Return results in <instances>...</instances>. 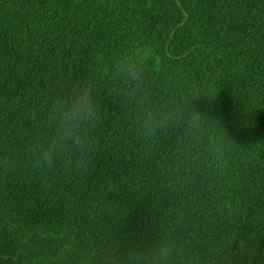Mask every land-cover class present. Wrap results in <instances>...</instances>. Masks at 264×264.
Returning <instances> with one entry per match:
<instances>
[{
    "label": "trees",
    "instance_id": "trees-1",
    "mask_svg": "<svg viewBox=\"0 0 264 264\" xmlns=\"http://www.w3.org/2000/svg\"><path fill=\"white\" fill-rule=\"evenodd\" d=\"M133 41L154 49L153 86L218 91L211 114L235 143L221 196L231 209L202 227L227 244L225 264H264V0H0V264H79L127 208L121 233L150 232L174 138L138 155L110 82L87 171L37 169L28 152L49 101Z\"/></svg>",
    "mask_w": 264,
    "mask_h": 264
},
{
    "label": "clouds",
    "instance_id": "clouds-1",
    "mask_svg": "<svg viewBox=\"0 0 264 264\" xmlns=\"http://www.w3.org/2000/svg\"><path fill=\"white\" fill-rule=\"evenodd\" d=\"M154 58L149 44L133 41L110 60L98 61L89 77L49 101L44 131L28 147L34 168L59 164L66 171H87L101 120L98 89L102 82L114 87L138 142V155L151 157L162 141L174 138L159 165L164 177L160 190L148 199L159 213L153 217L150 232L134 241L121 233L127 208L90 240L79 264H225L228 260L227 244L209 241L202 227L231 209L221 196L235 143L220 118L211 114L218 91L195 82L179 89L153 86ZM200 100L207 101L203 110L194 106ZM70 253L67 247L59 259L65 260Z\"/></svg>",
    "mask_w": 264,
    "mask_h": 264
}]
</instances>
